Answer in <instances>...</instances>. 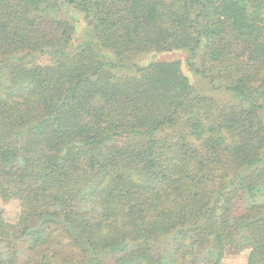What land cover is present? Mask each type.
Masks as SVG:
<instances>
[{
  "label": "trees",
  "instance_id": "obj_1",
  "mask_svg": "<svg viewBox=\"0 0 264 264\" xmlns=\"http://www.w3.org/2000/svg\"><path fill=\"white\" fill-rule=\"evenodd\" d=\"M0 198V264H264V0H0Z\"/></svg>",
  "mask_w": 264,
  "mask_h": 264
},
{
  "label": "rangeland",
  "instance_id": "obj_2",
  "mask_svg": "<svg viewBox=\"0 0 264 264\" xmlns=\"http://www.w3.org/2000/svg\"><path fill=\"white\" fill-rule=\"evenodd\" d=\"M76 14L79 17H82V14L76 12ZM79 29L77 30V36L75 38V44L80 42V33H83L82 31V24L78 25ZM186 53L182 51H173V52H161V53H149V54H141L136 57H134L130 62L139 64V65H145L151 60H179L182 63V69L184 73L191 79V82L197 86L203 85L202 81L200 80L199 76L195 75L193 71L190 70L189 66L186 62ZM203 89L206 92H215L211 91L210 88L207 85L203 86ZM0 211L3 213L5 218L10 221L14 222L18 218V214L20 211V205L17 200H9V201H3L0 198ZM249 251H243L242 253H239L237 255H231L228 256L224 260V264H246L247 255Z\"/></svg>",
  "mask_w": 264,
  "mask_h": 264
}]
</instances>
